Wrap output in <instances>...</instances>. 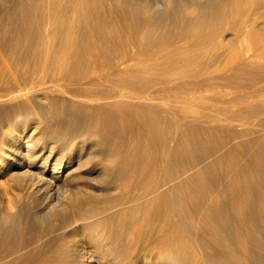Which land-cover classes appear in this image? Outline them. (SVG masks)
I'll use <instances>...</instances> for the list:
<instances>
[{
  "label": "bare ground",
  "instance_id": "6f19581e",
  "mask_svg": "<svg viewBox=\"0 0 264 264\" xmlns=\"http://www.w3.org/2000/svg\"><path fill=\"white\" fill-rule=\"evenodd\" d=\"M169 4L170 1H167L166 7ZM263 6L264 0H200L197 5L183 6L180 12L175 8L162 20H153L149 17L152 8L147 5L146 0H8L6 8L0 10V129L5 123L11 125L10 120L15 123L3 130V137H0V191L5 198L0 218L1 223L6 226L0 232V258L5 252L13 254L31 235L27 231L26 211L23 213L17 208L24 186L33 187L35 193H42L43 198H47L54 189H62L60 192L67 201L63 205L59 203L58 206L48 207L44 226L52 228L55 222L75 226L88 217L79 213L78 205L83 207L86 204L91 207L92 204H98L102 201L100 196L104 188L101 187L111 185L115 175L128 171L132 164L137 165L138 161L134 156L148 153L151 158L147 165L153 164V158L157 161V158L162 157L163 167L166 169V176H163L173 185L168 196L165 194L161 201L145 205L146 209H159L164 206V202L170 208L174 206L176 210H172L174 217L171 226H184L192 232L198 252L204 260L203 264H255L259 247L256 244L258 225L264 229L263 149H251L252 145L248 144L245 151H248L249 159H243L245 151L237 148L224 157L218 153L220 142L211 138V135H200L176 120L166 121L158 112L152 111V114L143 116L140 109L136 114H141L142 122L134 127L138 132L131 140V128L128 125L127 128L123 127V123L128 122L124 120V105H121L116 117L119 128L114 129V120H110L101 110L93 112L95 115L92 113L90 119L79 120L80 118L75 117L78 111L73 105L67 106V103H57L52 99H45L43 104L36 102L28 95L31 89L28 88L27 91L25 86L36 80L52 79L60 87L66 80L77 83L86 75L98 72H105L106 75H99L98 80L119 72L122 75L120 86H127V76L134 73L161 68L175 69L179 65L188 67L199 55L208 54L215 48V40L209 42L211 38L202 35L210 20L215 18L223 22L234 18L244 28H251L249 38L254 41L253 30L262 27L253 24L251 15ZM68 9L70 18L66 15ZM184 12L189 19L184 33L199 30L198 35L192 36L194 40L188 42L184 39L177 47L166 41L142 45L140 41L147 28L154 36L181 32L183 20L179 18ZM113 16L115 18H111ZM117 18L124 22L115 30L120 33L128 29L137 39L128 43L129 47L122 42L119 49L107 56L104 64L94 66L91 72L84 68L77 69L72 57L80 59L99 46L111 47L108 43L110 28L107 25L113 24L110 19ZM145 57L152 58L142 62L147 59ZM140 59L142 61L137 67H131V61L138 62ZM251 60L255 61L254 54ZM86 97L93 99L94 96ZM146 97L138 89L114 96L121 101L133 102L148 101ZM64 108L69 117L58 119V114ZM143 128L147 130L146 137L140 132ZM46 129L51 130L55 137L61 136V139L65 135L71 138L75 133H79L80 137L88 133L92 142L94 141L92 147L101 150L93 155L91 151L94 149L91 150L90 147L85 155L80 152L73 157H70L71 154L65 156L66 153H63L64 156L59 155L60 153L52 156L55 143L45 144V140L49 139L45 137L48 133L44 134ZM67 136L64 143L68 140ZM167 142L169 147L164 149ZM118 143L120 149L117 152L114 147ZM132 150L131 155L129 152ZM206 168L210 171L207 172ZM90 170H96V174L87 172ZM135 173L140 175L138 171ZM58 181L60 184H56ZM96 185L101 186L96 188ZM69 194L77 200L76 203L68 198ZM176 202L178 207L175 206ZM179 207L182 208L181 216L178 214ZM180 217L182 221L179 220ZM108 221L109 219L102 220L103 223ZM45 227L35 232L31 240L38 242L44 235ZM98 245L96 241L86 238L64 252L56 253L47 247L38 253L13 257L7 264H87L86 259L93 257L105 264L112 261L135 264L139 258L127 254L107 258ZM143 248L140 246V250ZM151 253L152 251L143 257L144 264L153 263ZM155 262L188 264L185 256L178 260L159 259Z\"/></svg>",
  "mask_w": 264,
  "mask_h": 264
},
{
  "label": "rangeland",
  "instance_id": "374dc122",
  "mask_svg": "<svg viewBox=\"0 0 264 264\" xmlns=\"http://www.w3.org/2000/svg\"><path fill=\"white\" fill-rule=\"evenodd\" d=\"M7 1L0 0V10L6 8ZM167 1H170V4L166 7ZM146 3L152 8V14L149 17L153 20H162L168 12H173L175 8L179 9L178 12H180L183 6L197 5L200 0H146ZM185 12L179 18V20H183L181 21L183 29L179 32V36V33L154 36L153 32L148 31L149 28H147L144 38H141L140 41L142 45L146 46L151 42L166 41L173 43L177 47L183 43L184 39L188 42L194 40L192 36L198 35L199 30L193 29L190 34L184 33L189 20L186 15L187 12ZM70 14L68 9L66 15L69 16ZM251 20L254 21V25L262 27L258 28V30H253L254 41H250L249 38L250 27L244 28L239 21H234V18H228L223 22L214 18L210 20L209 27L207 26L202 32V35L211 38L209 42L215 40L214 50L208 54H203V56L199 55L195 62L188 67L179 65L175 69L161 68L131 74L125 80L128 87L120 86L121 73L115 72L105 78L106 80H98L99 75L106 76L105 72H98L97 74L90 73L86 75L77 83L66 80L63 84L60 83V87H58L56 81L46 79L44 81L36 80L30 82L25 88H27V91L31 89L27 93L34 100H37L36 102L43 104L45 99H52V101L57 103H67V106L73 105L78 111L75 117L80 118L79 120L90 119L93 112L101 110L106 113L105 115L110 120H114V129L119 128L116 117L119 115L121 105H124L126 108L123 113L124 120L128 122L123 123V127L127 128L128 125L131 128V140L133 135L138 132L134 127L142 122L141 114H136L138 109H140L143 112V116L145 114L148 115V113L152 114V111L158 112V115L164 117L166 121L176 120L186 124L188 128L197 131L200 135H211V138L220 142L218 153L224 157L227 156L229 151L236 148L239 151L247 150L248 144L252 145L251 149L261 148L264 151V25H261L264 24V6L251 15ZM110 22L113 24L107 25V27L110 28L108 43L111 44V47L101 48L99 46V48L91 49L85 56L82 55L81 60L75 56L72 57L71 60H74L73 63L77 69L84 68V70L91 72L94 66L104 64L107 56H111L117 48L119 49L118 46L122 42L129 47L127 44L133 39H137L133 33H129L128 29H124L120 33L115 30L118 25H122L121 23L124 22L121 18L110 19ZM113 25L114 27H112ZM155 38L158 39L155 40ZM253 54L255 61L251 60ZM151 58L144 59V61L140 59L138 62L131 61L130 65L135 68L139 62L150 61ZM132 89L142 91L147 96L148 101H121L114 98L118 93ZM87 95L94 97L89 99L86 97ZM38 98L41 99L38 101ZM94 98L98 99V101ZM245 102L248 103L244 104ZM68 115V111H65L64 108L57 117L58 119H66L69 117ZM94 115L95 113H93ZM10 121L11 125L15 123L12 120ZM11 125L5 123L1 126V138L4 134L3 130L11 127ZM146 131L144 128L140 130L142 136L146 137ZM44 134H47L45 137L49 138L47 141L45 140L47 142L45 143L46 145L55 143L52 156L60 153L59 155L62 156L71 154L70 157H73L77 154L79 155L80 152L85 155L89 152L90 147L94 145V141L92 142L93 139L88 133L82 135V137H80L79 133H75L77 136L74 134V137L72 136L71 138L65 135L62 139L61 136L60 138L55 137L49 129L48 131L47 129L44 130ZM113 134L115 135V133ZM51 136H53V139H50ZM66 136L68 140L64 143ZM61 144L65 147H62ZM166 147H169L168 142L163 146L164 149ZM99 149L98 147H92V154L98 153ZM114 149L118 152L120 149L119 143ZM126 149L128 150V148ZM63 153L66 154L63 155ZM129 154L132 155L133 150ZM149 158H151V155L148 153H140L134 156V159L138 161L137 165L132 164L127 169L128 171L125 170L126 172L120 173L121 175L119 176L118 174L115 175L114 183L111 185L102 186L101 188H104L100 196L102 201L98 204H92L91 207L86 204L83 207H79V204V213L88 215L89 218L87 217L77 222L75 226L67 225L68 223L59 224L58 222H55L56 224L54 223L55 226L52 228L44 226L48 207L63 205L67 201L63 198L65 195L60 192L62 189L57 191H54V189L47 198H43L42 193H35L34 189H32L33 187L29 188L28 186L25 188L24 186L22 188V199H19L20 202L17 201V208L19 207V210L21 209L23 213L24 211L27 212H25L28 222L27 231L31 235L13 254L3 253L0 258V264H7L11 258L16 256L38 253L47 249V247L56 253L64 252V250L70 249L71 246L74 247V244L78 241L86 238L96 241L99 244L98 247L100 246L99 248L107 258L127 254L139 257L135 264H144L143 257L152 251L150 254L152 256V264H157L155 261L159 259L178 260L182 256H185L188 264H203L204 260L198 252V246L192 236V232L184 226H178L177 228L174 225L171 226V221L174 217L172 210H176L174 206L170 208L164 202V206L159 209H149V207L146 209L145 205H151V203L153 205L154 202L161 201L163 199L162 196L165 194L168 196L169 189L173 185L172 182L164 177L166 176L164 175L166 169L163 167L162 157L157 158V161L156 159L154 161L153 158L151 160L153 164L149 163L147 165ZM244 158L249 159L248 151L243 152ZM11 162L13 161L11 160ZM137 171L140 172V175L135 173ZM206 171L209 172L210 170L206 168ZM87 172H93L92 175L96 174V170ZM189 173L186 175H189ZM56 184H60V181ZM98 186L101 185H96V188H99ZM30 190H33V192ZM26 191L27 193H25ZM67 196L71 198L72 202L76 203L77 200L70 194ZM4 200L5 198L0 191L1 211L4 207ZM175 206H179L177 202ZM181 210L182 208L179 207L178 214L180 216ZM1 211L0 215L3 214ZM181 218H179L180 221H182ZM105 219H109V221L103 223L102 220ZM41 227L46 229L44 235L40 238L41 242L40 240L38 242L32 241V235L41 230ZM259 227L260 225H258L256 234V244L259 247L255 256L257 261L255 264H264V229L262 226ZM5 228L6 226L1 223L0 218V232H3ZM140 246L144 248L140 250ZM86 261L87 264L101 263L94 257L86 259ZM109 263L125 264L117 261Z\"/></svg>",
  "mask_w": 264,
  "mask_h": 264
}]
</instances>
